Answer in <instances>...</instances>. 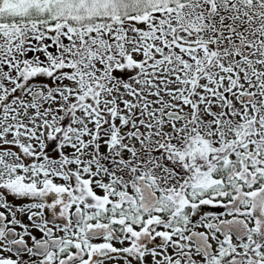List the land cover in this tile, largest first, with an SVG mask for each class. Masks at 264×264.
I'll use <instances>...</instances> for the list:
<instances>
[{
	"label": "snow or ice",
	"instance_id": "1",
	"mask_svg": "<svg viewBox=\"0 0 264 264\" xmlns=\"http://www.w3.org/2000/svg\"><path fill=\"white\" fill-rule=\"evenodd\" d=\"M0 264H264V0H0Z\"/></svg>",
	"mask_w": 264,
	"mask_h": 264
}]
</instances>
